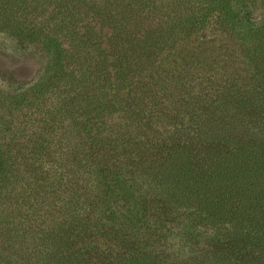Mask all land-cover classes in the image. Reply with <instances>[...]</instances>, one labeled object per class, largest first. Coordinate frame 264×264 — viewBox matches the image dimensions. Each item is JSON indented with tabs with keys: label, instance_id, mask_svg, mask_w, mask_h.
I'll list each match as a JSON object with an SVG mask.
<instances>
[{
	"label": "trees",
	"instance_id": "1",
	"mask_svg": "<svg viewBox=\"0 0 264 264\" xmlns=\"http://www.w3.org/2000/svg\"><path fill=\"white\" fill-rule=\"evenodd\" d=\"M0 51V264H264V0H0Z\"/></svg>",
	"mask_w": 264,
	"mask_h": 264
},
{
	"label": "rangeland",
	"instance_id": "2",
	"mask_svg": "<svg viewBox=\"0 0 264 264\" xmlns=\"http://www.w3.org/2000/svg\"><path fill=\"white\" fill-rule=\"evenodd\" d=\"M258 12H262V11H258ZM215 34H219V31H216ZM215 34H213V35H215ZM225 42H227V40ZM225 42H223V37H222L217 42V47L222 48L223 54L230 56L231 58L235 59V55L239 54L238 45L233 44V45L227 46ZM228 47H231V50ZM5 54H7V53L4 51H0V67L3 69L9 68V66H11L12 68H15L16 70H19L22 67L26 66V67H30L32 70V74H34V72H36L40 67V64L37 63L35 59H32L30 61H28V60L24 61L25 58L20 60V62H19L20 64L17 63L15 65H13L11 62L9 63V57H7V55H5ZM225 59H226L225 57H222V58L218 59L219 60L218 62L223 63V61Z\"/></svg>",
	"mask_w": 264,
	"mask_h": 264
}]
</instances>
